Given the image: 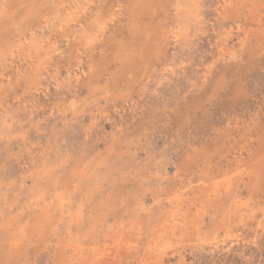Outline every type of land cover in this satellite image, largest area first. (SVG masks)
<instances>
[{"label":"rangeland","instance_id":"374dc122","mask_svg":"<svg viewBox=\"0 0 264 264\" xmlns=\"http://www.w3.org/2000/svg\"><path fill=\"white\" fill-rule=\"evenodd\" d=\"M0 264H264V0H0Z\"/></svg>","mask_w":264,"mask_h":264}]
</instances>
